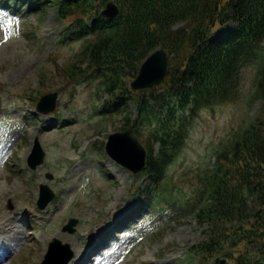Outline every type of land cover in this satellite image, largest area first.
<instances>
[{
	"label": "rangeland",
	"instance_id": "rangeland-1",
	"mask_svg": "<svg viewBox=\"0 0 264 264\" xmlns=\"http://www.w3.org/2000/svg\"><path fill=\"white\" fill-rule=\"evenodd\" d=\"M11 15L0 11V90L4 99L0 118L5 117L0 120V216L18 213L22 222L9 234L13 241L9 242L7 235L0 242L3 264H40L52 237L69 240L75 254L91 248L84 260L75 259L73 264H195L184 260V255L189 245L203 239L206 225L181 209L165 213L148 207L139 215L132 188L149 183L145 170L133 175L108 159L104 147L100 148L99 143L120 130L122 117L103 116L101 102L92 97L96 77L85 75L60 91L59 78L55 77L63 66L77 59L81 42H62L64 24L53 8L42 21L37 12ZM33 28L35 40L27 33ZM41 68L49 69L54 79L43 80ZM45 79H49L48 74ZM254 82L253 67L247 66L235 101L203 109L191 121L183 148L168 167V176H173L175 184L194 192L199 183L196 170L212 165L225 140L233 138L255 116L262 101L252 100ZM56 90L58 111L42 116L34 108L37 96ZM29 113L37 116V121ZM63 116L66 124L60 126ZM36 137L45 157L43 165L32 171L26 161ZM73 140L80 141V153H87L80 162ZM10 157L9 162L17 160L13 168L8 163ZM41 183L57 194L44 210L36 205ZM70 217L78 219L72 234L62 229ZM128 217L133 220L125 225ZM18 226L27 237L13 234L19 231ZM156 256L163 257L158 260Z\"/></svg>",
	"mask_w": 264,
	"mask_h": 264
},
{
	"label": "trees",
	"instance_id": "trees-1",
	"mask_svg": "<svg viewBox=\"0 0 264 264\" xmlns=\"http://www.w3.org/2000/svg\"><path fill=\"white\" fill-rule=\"evenodd\" d=\"M50 1L57 4L62 19L81 16L74 20L75 29L96 35L87 49L88 65L101 74L106 90L121 89L118 99L127 108L137 96L138 120L126 117L124 124L137 134L144 132L150 97L144 91L131 96L124 81L136 76L140 63L154 48L163 45L173 54L163 82L167 92L158 96H163L162 104L176 96L183 103L193 101L196 112L234 98L241 66L260 54L264 39V0H113L121 7L114 20L102 17L97 10L108 0ZM86 18L93 21L91 28L85 26ZM181 23L185 25L172 29ZM227 24H235V29L214 35L218 25ZM257 86L254 99L262 103L255 117L219 149L215 166L200 177V198L192 213L207 228L204 239L191 249L204 264L219 260L264 264V65ZM155 90H149L151 95ZM169 115L171 110L158 126L161 133L154 129L148 135L151 184L143 188L142 202L187 208L165 185L166 166L186 135L185 125L169 128ZM156 141L161 145L159 158L153 157Z\"/></svg>",
	"mask_w": 264,
	"mask_h": 264
},
{
	"label": "water",
	"instance_id": "water-1",
	"mask_svg": "<svg viewBox=\"0 0 264 264\" xmlns=\"http://www.w3.org/2000/svg\"><path fill=\"white\" fill-rule=\"evenodd\" d=\"M118 12V7L109 3L103 13L109 17H114ZM167 61L168 54L163 49L154 52L141 65L139 75L132 82V87L141 89L159 84L166 75ZM55 96L56 94L44 96L38 104V109L42 112L53 110ZM47 101L49 103L45 106ZM107 151L113 159L134 172H138L145 165V152L129 131L112 134L107 143ZM51 198L52 196L49 197L48 201ZM61 249L58 244H53L43 264H68L72 254L67 252L66 247Z\"/></svg>",
	"mask_w": 264,
	"mask_h": 264
},
{
	"label": "bare ground",
	"instance_id": "bare-ground-1",
	"mask_svg": "<svg viewBox=\"0 0 264 264\" xmlns=\"http://www.w3.org/2000/svg\"><path fill=\"white\" fill-rule=\"evenodd\" d=\"M18 215H19L18 213L10 212L8 213L7 217L0 216V240L1 241L6 239L7 235H8L9 240L13 239L9 234L13 232L14 228L16 227V223L22 222V218L19 217ZM17 229L19 231L14 232L13 234L19 233L23 235L24 237H27L26 232H24L20 226H18ZM57 235H60V234L57 233ZM83 253L85 252L83 250H80V252L76 253L75 259H81ZM2 260H0V264L4 263L2 262Z\"/></svg>",
	"mask_w": 264,
	"mask_h": 264
}]
</instances>
